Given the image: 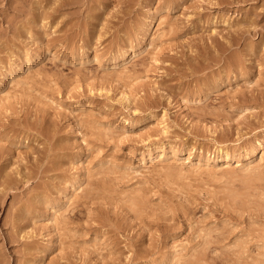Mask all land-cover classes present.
<instances>
[{
  "label": "rangeland",
  "instance_id": "rangeland-1",
  "mask_svg": "<svg viewBox=\"0 0 264 264\" xmlns=\"http://www.w3.org/2000/svg\"><path fill=\"white\" fill-rule=\"evenodd\" d=\"M0 264H264V0H0Z\"/></svg>",
  "mask_w": 264,
  "mask_h": 264
},
{
  "label": "bare ground",
  "instance_id": "bare-ground-1",
  "mask_svg": "<svg viewBox=\"0 0 264 264\" xmlns=\"http://www.w3.org/2000/svg\"><path fill=\"white\" fill-rule=\"evenodd\" d=\"M224 159H225V162H228V160H229L227 156H226ZM9 176H10V175H9ZM25 176H26V175H25ZM5 183L8 184V183H9V179H5Z\"/></svg>",
  "mask_w": 264,
  "mask_h": 264
}]
</instances>
